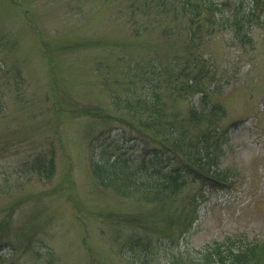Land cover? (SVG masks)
<instances>
[{
    "label": "rangeland",
    "instance_id": "obj_1",
    "mask_svg": "<svg viewBox=\"0 0 264 264\" xmlns=\"http://www.w3.org/2000/svg\"><path fill=\"white\" fill-rule=\"evenodd\" d=\"M127 2L0 0V222L12 210L0 228L1 240L9 242L0 264H132L125 251L129 233L141 236L142 223H156L160 232L147 231L156 238L176 222L174 210L168 225L141 202L101 187L89 167V140L101 131L134 142L133 154L154 149L124 123L132 116L114 96L125 94L124 72L148 52L164 58L184 53L188 44L179 22L169 38L161 34L165 22L141 33V16L134 26ZM255 7L262 20L253 17L251 42L219 27L199 46L214 74L206 85L218 80L224 86L210 101L225 109L220 127L228 139L219 168L229 184L186 187L202 195L183 250L227 237L264 241V0ZM189 106L188 98L179 103L183 112ZM49 150L52 176H30L32 159Z\"/></svg>",
    "mask_w": 264,
    "mask_h": 264
},
{
    "label": "trees",
    "instance_id": "obj_2",
    "mask_svg": "<svg viewBox=\"0 0 264 264\" xmlns=\"http://www.w3.org/2000/svg\"><path fill=\"white\" fill-rule=\"evenodd\" d=\"M128 17L136 26L141 16V33L165 22L163 37H171L172 24L179 22L188 44L182 54L161 57L149 53L141 63L124 72L121 88L124 95L115 94V103L124 107L132 118L124 123L136 130L144 147L154 149L139 154L128 152L134 142L118 141L103 131L92 135L89 167L95 182L124 198L141 202L162 215L167 224L155 238L147 231L160 232L156 223L141 224V236L136 232L126 237L125 251L132 264H264V241H245L227 237L212 240L197 250L180 249V242L197 216L200 194L185 192L190 182L200 181L209 189L220 188L228 173L219 168L227 129H221L225 115L222 105L211 96L224 87L214 80L211 64L205 63L199 46L206 36L219 27L230 28L242 43L252 41V21L260 19L256 12L258 0L242 7L243 0H127ZM261 11V7L259 8ZM264 16V11L261 14ZM137 17V18H136ZM255 17V18H253ZM255 20V21H256ZM138 31V26L136 27ZM197 95V102L193 97ZM189 99L183 112L179 103ZM2 109V105L0 106ZM124 130V128L122 129ZM112 138L105 143V138ZM27 167L28 174L50 178L55 170L53 150L49 156H35ZM11 208V207H10ZM8 209L0 228L10 219ZM173 211V213H171ZM176 227L177 232L172 230ZM9 242L1 240L0 251ZM140 248L141 253L136 254Z\"/></svg>",
    "mask_w": 264,
    "mask_h": 264
}]
</instances>
